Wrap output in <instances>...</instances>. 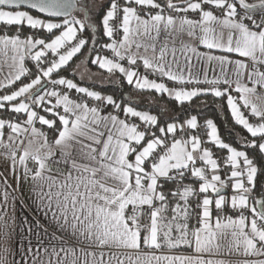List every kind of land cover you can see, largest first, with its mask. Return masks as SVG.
<instances>
[{
    "label": "snow or ice",
    "instance_id": "snow-or-ice-1",
    "mask_svg": "<svg viewBox=\"0 0 264 264\" xmlns=\"http://www.w3.org/2000/svg\"><path fill=\"white\" fill-rule=\"evenodd\" d=\"M78 55L182 113L211 97L248 135L65 75ZM0 90V228L36 239L13 264H264L218 258L264 256V0H0ZM22 183L47 224L17 223Z\"/></svg>",
    "mask_w": 264,
    "mask_h": 264
},
{
    "label": "trees",
    "instance_id": "trees-1",
    "mask_svg": "<svg viewBox=\"0 0 264 264\" xmlns=\"http://www.w3.org/2000/svg\"><path fill=\"white\" fill-rule=\"evenodd\" d=\"M86 2L91 6L93 4H99L102 3L100 0H86ZM251 2V0H250ZM26 31H28L26 29ZM42 34V33H41ZM87 35V33H86ZM84 52H87V49L84 50ZM79 58H84L83 56L75 57L71 63V68L68 72L64 73L65 75L71 76L72 71L75 67V64L77 63V60ZM87 64L94 68V65H91L90 61L87 62ZM31 67V66H30ZM104 75L107 76V73L105 71H102ZM77 79V78H76ZM85 84H88V86L92 85V82H85ZM97 86V90L105 93V94H112L114 96H121L125 93H128L130 95H139L146 98H143L139 101H136L138 108L142 110H148L152 114H159L160 109L166 108L168 109V116H179L181 120L185 119L188 114L191 115H197L198 116V122L203 125V122L207 118H211L214 120V123L218 127V132L221 136V138L227 142L232 144L233 146L240 147V137L248 135L241 126L235 125L234 121L231 118L230 112L227 111L226 106L223 111L220 110L218 103H212V98L208 97L207 104L201 103L205 98L201 97L200 100H195L191 105V111L190 113H182L181 112V106L177 104L174 100H170L166 95H159L155 93H149V92H137L134 89H131L130 86H128L126 83H124L123 87H118L116 83V78L113 77V82H104L103 86H101V83H95ZM197 105H199V109L197 110ZM189 105L186 103L184 105V108H188ZM0 116H4V118H7L8 114L3 112V110H0ZM46 128V127H45ZM203 131V128L201 129ZM51 138V133H50ZM209 147H212L213 149V155H217L219 157V160L222 156V152L220 150H217L214 145H206ZM223 155H226V150L223 152ZM249 155H253L252 150H249ZM223 169V166H222ZM257 188L256 192L260 193L261 191H264V176H258L257 177ZM171 187V185H169ZM170 212V211H169ZM180 250H187V249H180Z\"/></svg>",
    "mask_w": 264,
    "mask_h": 264
},
{
    "label": "crops",
    "instance_id": "crops-1",
    "mask_svg": "<svg viewBox=\"0 0 264 264\" xmlns=\"http://www.w3.org/2000/svg\"><path fill=\"white\" fill-rule=\"evenodd\" d=\"M100 1L102 2V0H100ZM160 2L166 3V0H160ZM40 35L42 36L43 33ZM107 54L109 56H111L110 52ZM83 59L84 58H79L77 60V63L75 64V67L72 71V73H74V75L76 76L77 80L80 79V73L86 72L85 77L88 74H94L93 80L95 83H101V81H104V77L106 76L102 73V71H104V70H100L97 66L92 68L87 63L81 64V61H83ZM26 63H27V66L33 67L32 61L29 60ZM78 64L81 65V67L79 69H77ZM140 71L143 72V69L141 68ZM209 75L211 76L212 73L210 72ZM84 82H92V81H89L86 77ZM104 82H107V81H104ZM169 86H171L170 83H169ZM0 94H3V90H0ZM132 96L138 98L136 101H139L143 98H146V97L139 96V95H132ZM139 110H142V109H139ZM3 151H5V150L0 149V152H3ZM213 158L218 159V161H219V157L217 155H213ZM3 163H4V157L0 156V165H3ZM221 175L223 178V170L221 172ZM10 182H11L12 186L15 187V184H16L15 180L10 178ZM227 191L230 195L231 189H228ZM15 195H17L19 197L16 201V208H15V216H16L17 223L22 224L25 218H27V220L33 224L35 223L34 218L39 219L42 224L48 223L44 219V217L39 214V212L37 211L35 206L32 204V201L29 199V188H28V186H26L22 183L20 186V192L15 193ZM0 198H2V196H0ZM21 201H23V203H21ZM168 215L171 216V212H169ZM191 223L193 225V219H192ZM3 231H4L3 228H0V257H5V255H6V264H13L14 255L16 258H19V255H20L19 246L22 244L25 247H27L28 239L32 240L33 246H35V244H36L35 236L34 235L30 236L27 233L26 229L22 230L21 228H17L15 234L11 238L5 237L3 235ZM45 242L47 243V241H45ZM9 247L13 248V250H11L12 252H7L5 254V249L9 248ZM162 251L165 253H168L167 249H163ZM182 252L185 254H189V250H180V249L179 250H172L171 254H180ZM218 258H223L226 260H233V261H242L244 259H250V260L251 259H264V256H261V257H251V256L245 257L242 255H232V256H222V257H218Z\"/></svg>",
    "mask_w": 264,
    "mask_h": 264
},
{
    "label": "built area",
    "instance_id": "built-area-1",
    "mask_svg": "<svg viewBox=\"0 0 264 264\" xmlns=\"http://www.w3.org/2000/svg\"><path fill=\"white\" fill-rule=\"evenodd\" d=\"M227 214H230V215H236L235 213H233V212L231 211V209H228V210H227ZM193 225H194V226L196 225V220H195V218H193Z\"/></svg>",
    "mask_w": 264,
    "mask_h": 264
},
{
    "label": "rangeland",
    "instance_id": "rangeland-1",
    "mask_svg": "<svg viewBox=\"0 0 264 264\" xmlns=\"http://www.w3.org/2000/svg\"><path fill=\"white\" fill-rule=\"evenodd\" d=\"M34 63V62H33ZM84 72V71H83ZM86 73V72H85ZM84 73V74H85ZM87 77V76H86ZM140 99V98H139ZM152 114V113H151ZM8 251L7 252H12L11 250H13V248L12 247H9V248H6Z\"/></svg>",
    "mask_w": 264,
    "mask_h": 264
}]
</instances>
